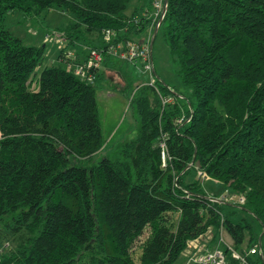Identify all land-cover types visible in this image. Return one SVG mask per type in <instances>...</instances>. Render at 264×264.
<instances>
[{
	"label": "trees",
	"instance_id": "obj_1",
	"mask_svg": "<svg viewBox=\"0 0 264 264\" xmlns=\"http://www.w3.org/2000/svg\"><path fill=\"white\" fill-rule=\"evenodd\" d=\"M133 1L0 0V264H174L211 227L214 242L225 232L239 250L262 247L264 0H168L157 35L181 89L160 79L137 86L139 131L110 158L100 155L97 89L109 70L128 79L119 65L127 60L106 55L94 82L74 67L92 48L153 34L154 0H136L128 15ZM50 8L72 15L61 31L83 44L84 59L69 58L66 45L61 64L42 66L47 45H26L5 25L9 13ZM199 171L245 203L213 200L201 179H189ZM235 208L261 228L244 248L253 226L233 221Z\"/></svg>",
	"mask_w": 264,
	"mask_h": 264
},
{
	"label": "rangeland",
	"instance_id": "obj_2",
	"mask_svg": "<svg viewBox=\"0 0 264 264\" xmlns=\"http://www.w3.org/2000/svg\"><path fill=\"white\" fill-rule=\"evenodd\" d=\"M136 3V0H134L130 4L126 14L130 15L132 13ZM72 22V15L57 8H50L34 16L26 15L23 12L9 13L6 16L5 25L14 35L20 37L26 45L41 46L46 44L47 55L42 65L46 66L61 64V62L58 61V55L60 50L66 45L67 51L83 53L84 46L81 42H76L75 44L69 43L67 37L63 41L55 40V35L62 32L61 29L67 28ZM63 35L65 34L63 33ZM152 35V28L147 29L138 36L132 34V41L147 43L149 39H152ZM111 38H113V36ZM151 54L153 69L148 70L145 61L142 59L126 61L124 65L122 63L119 65L124 67L123 73L125 76H128L129 82L125 79L126 77L123 79L119 78L116 72L111 71L109 79L105 83H102V85H98L97 101L105 139L104 151L100 154L101 156L104 155L114 158L120 153L123 143L133 138L138 133L140 123L135 107L132 106L130 102L132 93L137 86L151 84L153 80L160 79L168 83L174 89H181L178 64L174 61L169 45L165 42L161 33H159L153 41ZM103 68L104 65H102V69ZM128 83L130 88L129 91L127 90L128 88L125 90V86ZM189 179H201L204 189L209 195L213 197L217 196L218 199H222L225 202L238 204L226 197V186L223 182L210 176L200 177L199 172L191 174ZM234 211L235 214L232 216L233 221L247 222L253 226L252 232H246L245 239L240 246V248H244L249 244L251 236L258 240L261 235V228L250 213L239 208H235ZM175 217H177V213ZM209 232L214 237L215 229L213 227L209 229ZM222 232L223 229L221 230V233ZM147 234L146 231L142 239H145ZM221 235L225 237V241L230 240L225 232L220 234L217 239H219ZM217 239L216 242L218 241ZM203 243H205V241H203ZM232 245L237 249L235 244ZM262 247L264 250V239L262 240ZM139 250L138 242L135 253H139ZM191 253L190 250L185 249L174 264H195V258L199 255L191 258Z\"/></svg>",
	"mask_w": 264,
	"mask_h": 264
},
{
	"label": "built area",
	"instance_id": "obj_3",
	"mask_svg": "<svg viewBox=\"0 0 264 264\" xmlns=\"http://www.w3.org/2000/svg\"><path fill=\"white\" fill-rule=\"evenodd\" d=\"M164 10L163 0H154V11L155 15L161 16ZM112 33L109 31L106 33L105 39L110 42ZM66 36L62 32L55 35V40L63 41ZM66 55L69 58H76L77 53L67 51ZM106 55H113L122 60H134L142 59L146 63V68L151 70L153 68L152 54L150 45L141 41H128L126 43L118 42L116 44H110L107 48H92L89 50L87 57L76 63L74 67V73L82 80L88 82H94L98 71L102 68ZM172 97L164 98V103L172 102ZM164 146V143H162ZM163 162L166 165V154L163 152ZM200 177H206V173L199 171ZM231 201H235L239 205L245 203L244 196L227 195ZM213 200H219L214 199ZM220 201H222L220 199ZM208 234V236H207ZM207 236L206 238H204ZM214 237L211 235L209 230L198 236L195 239L188 241L186 249L190 250L193 256L199 255L195 258V264H254L252 262L256 254L262 253V247L255 244L248 250L235 249L231 243H227L224 237H220L218 241H213ZM205 241V243H203ZM225 241V242H224Z\"/></svg>",
	"mask_w": 264,
	"mask_h": 264
},
{
	"label": "water",
	"instance_id": "obj_4",
	"mask_svg": "<svg viewBox=\"0 0 264 264\" xmlns=\"http://www.w3.org/2000/svg\"><path fill=\"white\" fill-rule=\"evenodd\" d=\"M167 2H168V0H165V5H164L163 14H162L161 18L159 19V22H158L157 25L155 26V29H154V32H153V36H152L151 43H150V50H151V53H152V48H153V41H154V39H155V37H156V35H157V33H158L159 26H160V24H161V22H162V20H163V18H164V15H165V13H166V11H167V4H168ZM219 200H220V199H219ZM261 257H263V259H264V254H263V253H261Z\"/></svg>",
	"mask_w": 264,
	"mask_h": 264
},
{
	"label": "crops",
	"instance_id": "obj_5",
	"mask_svg": "<svg viewBox=\"0 0 264 264\" xmlns=\"http://www.w3.org/2000/svg\"><path fill=\"white\" fill-rule=\"evenodd\" d=\"M78 54V53H77ZM85 55L83 54V53H81L78 57L79 58H81V59H84L85 57H84ZM111 71H113V70H109V71H107L108 72V74L110 75L111 73ZM113 72H116V71H113ZM117 73V76L119 77V78H122L121 76H120V72H116ZM123 79V78H122ZM129 79V78H128ZM127 78H126V80H128ZM108 80V79H107Z\"/></svg>",
	"mask_w": 264,
	"mask_h": 264
}]
</instances>
